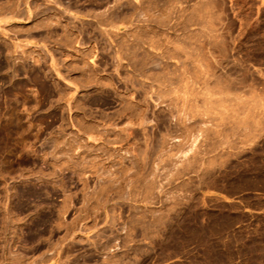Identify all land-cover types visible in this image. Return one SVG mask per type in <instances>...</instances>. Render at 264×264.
Segmentation results:
<instances>
[{
	"label": "rangeland",
	"instance_id": "rangeland-1",
	"mask_svg": "<svg viewBox=\"0 0 264 264\" xmlns=\"http://www.w3.org/2000/svg\"><path fill=\"white\" fill-rule=\"evenodd\" d=\"M0 264H264V0H0Z\"/></svg>",
	"mask_w": 264,
	"mask_h": 264
},
{
	"label": "bare ground",
	"instance_id": "bare-ground-1",
	"mask_svg": "<svg viewBox=\"0 0 264 264\" xmlns=\"http://www.w3.org/2000/svg\"><path fill=\"white\" fill-rule=\"evenodd\" d=\"M168 1H169V0H168ZM175 1H176V0H175ZM178 3H179V2H178ZM199 9H200V8H199ZM138 13H139V11H138ZM110 16H112V15H110ZM71 17H72V16H71ZM77 17H78V16H77ZM97 21H98V20H97ZM110 22H111V21H110ZM110 22H108V23L111 24L112 22H111V23H110ZM143 22H144V21H143ZM105 23H107V20L105 21ZM116 24H117V23H116ZM118 24H119V23H118ZM106 25H107V24H106ZM112 25H113V24H112ZM114 25H115V24H114ZM155 25H156V23H155ZM152 26H153V25H152ZM112 27H113V26H112ZM134 27H135V26H134ZM168 28H169V27H168ZM96 29H98V28H96ZM203 29H204V28H203ZM104 30H105V29H104ZM115 30H116V29H115ZM167 30H168V29H167ZM107 31H109V30H107ZM106 33H107V32H106ZM109 36H110V35H109ZM139 36H140V35H139ZM208 38H209V37H208ZM138 39H139V38H138ZM110 40H111V39H110ZM138 41H140V40H138ZM138 41H137V43H138ZM141 42H142V41H141ZM137 43H136V44H137ZM155 45H156V44H155ZM204 45H205V44H204ZM153 46H154V45H153ZM138 47H139V46H138ZM180 47H181V46H180ZM148 48H149V47H148ZM204 48H205V47H204ZM155 50H156V49H155ZM117 52H118V51H117ZM131 54H132V53H131ZM120 57H121V56H120ZM117 59H118V58H117ZM121 59H122V58H121ZM192 59H193V58H192ZM201 59H202V58H201ZM201 59H200V60H201ZM137 60H138V59H137ZM200 60H199V61H200ZM193 62H194V60H193ZM199 63H200V62H199ZM193 68H194V67H193ZM199 68H200V67H199ZM203 68H204V67H203ZM194 69H195V68H194ZM199 70H200V69H199ZM203 71H204V70H203ZM207 71H208V70H207ZM193 72H194V71H193ZM180 73H181V72H180ZM203 73H204V72H203ZM190 74H191V73H190ZM200 74H201V73H200ZM182 75H183V73H182ZM169 76H170V75H169ZM204 76H205V75H204ZM130 78H131V77H130ZM178 78H179V77H178ZM181 78H182V77H181ZM184 78H186V77H184ZM184 78H183V79H184ZM215 78H216V77H215ZM215 78H214V79H215ZM154 79H155V78H154ZM157 80H158V79H157ZM170 80H171V79H170ZM179 80H180V79H179ZM191 80H192V79H191ZM158 81H159V80H158ZM185 81H186V80H185ZM207 81H208V80H207ZM217 81H218V80H217ZM214 82H215V81H214ZM185 83H186V82H185ZM188 84H189V83H188ZM217 84H218V83H217ZM184 85H185V84H184ZM204 85H205V84H204ZM160 86H162V85H160ZM202 86H203V85H202ZM207 86H208V85H207ZM214 86H215V85H214ZM214 86H213V87H214ZM219 86H220V85H219ZM150 87H151V86H150ZM171 87H173V86H171ZM185 87H186V86H185ZM205 87H206V86H205ZM208 87H209V86H208ZM188 88H189V87H188ZM200 88H201V87H200ZM216 88H217V87H216ZM184 89H185V88H184ZM184 89H183V90H184ZM202 89H203V87H202ZM203 91H204V90H203ZM203 91H202V93L204 94ZM179 92H180V91H179ZM187 92H188V91H187ZM163 93H164V92H163ZM167 93H168V92H167ZM183 93H184V92H183ZM185 93H186V91H185ZM189 93H190V92H189ZM205 93H206V92H205ZM207 93H208V92H207ZM161 94H162V93H161ZM186 94H187V93H186ZM175 95H176V94H175ZM183 95H184V94H183ZM190 95H192V94L190 93ZM205 95H206V94H205ZM209 95H210V94H209ZM184 96H186V97H183L184 99L187 98V95H184ZM192 96H193V95H192ZM203 96H204V95H203ZM210 96H211V95H210ZM210 96H209V97H210ZM207 97H208V96H204V98H207ZM219 97H220V96H219ZM219 97H217V98H219ZM222 97H223V96H222ZM196 98H197V97H196ZM213 98H214V97H213ZM217 98H216V99H217ZM224 98H225V96H224ZM211 99H212V98H211ZM211 99H208V104L210 103L209 100H211ZM216 99H213V100H216ZM220 99H221V97H220ZM220 99H219V100H220ZM174 100H175V98H174ZM187 100H188V99H187ZM190 100H191V99H190ZM193 100H194V99H193ZM196 100H197V99H196ZM223 100H224V99H223ZM183 101H185V100H183ZM204 101H205V103H206L205 106H207V99H205ZM217 101H218V99H217ZM217 101H215V102H217ZM215 102H214V103H215ZM193 103H194V102H193ZM175 104H176V103H175ZM184 104H185V103H184ZM195 104H196V103H195ZM126 106H127V105H126ZM188 106H189V104H188ZM197 106H199V105H197ZM197 106H195V107H197ZM180 107H181V105H180ZM182 107H183V106H182ZM195 107H194V108H195ZM183 108H184V107H183ZM192 108H193V107H192ZM200 108H201V105H200ZM204 110H205V109H204ZM206 110H207V109H206ZM195 111H196V109H195ZM201 112H202V111H201ZM184 113H185V112H183V114H184ZM188 113H190V112H188ZM195 113H196V112H195ZM204 113H205V112H204ZM192 114H193V113H192ZM185 115H186V114H185ZM194 115H195V114H194ZM217 135H218V133H217ZM221 142H222V141H221ZM171 156H172V155H171ZM146 159H147V158H146ZM138 175H139V174H138ZM129 182H130V181H129ZM151 186H152V185H151ZM144 198H145V197H144Z\"/></svg>",
	"mask_w": 264,
	"mask_h": 264
}]
</instances>
